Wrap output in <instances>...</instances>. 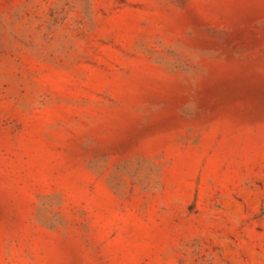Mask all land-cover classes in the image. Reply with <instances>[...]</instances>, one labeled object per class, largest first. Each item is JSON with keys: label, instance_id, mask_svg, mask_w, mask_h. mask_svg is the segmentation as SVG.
Listing matches in <instances>:
<instances>
[{"label": "rangeland", "instance_id": "rangeland-1", "mask_svg": "<svg viewBox=\"0 0 264 264\" xmlns=\"http://www.w3.org/2000/svg\"><path fill=\"white\" fill-rule=\"evenodd\" d=\"M0 264H264V0H0Z\"/></svg>", "mask_w": 264, "mask_h": 264}]
</instances>
